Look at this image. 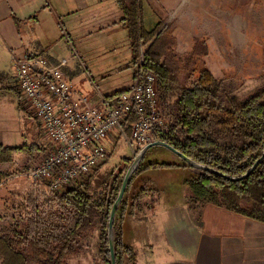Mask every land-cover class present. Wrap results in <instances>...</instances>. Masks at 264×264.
<instances>
[{
    "label": "crops",
    "instance_id": "obj_1",
    "mask_svg": "<svg viewBox=\"0 0 264 264\" xmlns=\"http://www.w3.org/2000/svg\"><path fill=\"white\" fill-rule=\"evenodd\" d=\"M177 1L179 13L185 15L189 13L186 8L192 9L184 0ZM131 4V0H0V43L3 46L0 49V145L7 148L25 147L10 157L3 158L5 156L0 154V229L4 227L3 224H14L15 230L19 232L11 236L0 232V238H11L13 245L20 240L19 234L27 231L30 219L34 222L39 220V210L35 207L41 198H46L51 192L45 183L36 187L26 170L54 148V143L37 119L35 111L22 98L14 77L13 54H42L53 64L65 58L67 63L62 66L63 73L77 88L92 94L95 99L97 89L104 94H112L119 90L103 91L89 71L93 86L90 83L89 88H85L84 81L76 84V71L68 66V57L61 56V53L64 50L63 44H66L69 46V55H78V64H83L82 57H79L72 45L73 35L82 36L86 31H93L90 30L92 27L102 31L107 21L128 29L126 19L130 13L128 16L126 14L132 8ZM165 5L169 7V1H165ZM211 7L212 3H209L208 9H203L209 21H212ZM163 18L164 23L170 21ZM194 33L195 42L202 35L210 37L212 24L200 33ZM127 34L133 47V70L135 47L129 29ZM54 39L63 40L64 43L58 46ZM132 75L133 71L120 90L129 85ZM6 81H12L11 87L18 93L17 111L13 114L7 113L10 95L5 93ZM176 165L182 172L177 187L161 185L158 179L146 177L139 183L132 182L128 193L124 217L130 216L131 219L129 239L145 247L143 256L148 263L264 264V222L212 202L201 203V199L189 188V170ZM148 184L152 185L150 189ZM121 229L124 242L125 229ZM134 250L137 264L140 249L134 247Z\"/></svg>",
    "mask_w": 264,
    "mask_h": 264
},
{
    "label": "rangeland",
    "instance_id": "obj_2",
    "mask_svg": "<svg viewBox=\"0 0 264 264\" xmlns=\"http://www.w3.org/2000/svg\"><path fill=\"white\" fill-rule=\"evenodd\" d=\"M148 1L152 3L153 10L147 6V8L139 6L135 15L134 10L130 8L126 14L128 16L130 13V15L126 20L129 30H131L132 17H136L140 27L152 30L159 21L164 20L163 17L170 19L169 22H165L158 28L150 40L142 38L148 46L147 56L150 46L156 41L155 48L161 56V63L168 70L169 77L166 81H162L158 76L160 113L164 116L167 127L170 128L168 133L172 131L180 138L185 137L186 131L180 124L181 113L178 101L183 90L193 85L204 69H209L221 86L218 100L220 108L227 107L234 98L243 102L264 88V0H184L185 4H190L192 8L191 10L186 8L189 13L185 15L178 12L177 0ZM165 1H169L172 7H167ZM209 3H212V18H210L212 21L205 17L208 14H205L203 10L208 9ZM107 22L102 31L92 27L90 30L93 31H86L82 36L73 35L72 45L75 46L79 57H82L83 64H78V55L76 56L74 53L69 55V46L63 44V40H54L58 46L59 43L63 44L64 50L61 56L68 57V66L75 69L76 80L74 82L76 84L84 81L85 88L93 86V79H90L91 77L88 75L89 71L100 88L110 92L120 90L130 78L133 71L131 70L133 47L129 41V34H127L128 29L115 23L112 24L110 21ZM210 24H212V36L202 35L196 43L194 31L200 33ZM52 42L56 43L53 40ZM136 46L137 42H135ZM2 48L0 43V49ZM12 81L10 83L6 81L4 85H7L5 93L10 95L7 113L13 114L17 111L18 93L11 87ZM206 132L221 146L242 145L249 141L246 133L236 130L227 122L222 111L210 114V124ZM103 144L109 150V156L105 162L87 176H90L93 185L91 193L95 199L100 200L105 191H113L116 193H114V204L126 173L142 146L133 151L128 141L116 128L110 130L107 138L103 140ZM151 161L182 165L189 170L188 175L191 179L205 171L190 165L164 146H154L140 161L136 168V170L139 168V171L137 173H135L136 170L134 171L135 175L133 173L134 176L132 175L129 181L131 183H128L122 200L125 198L124 200L127 201L132 182L139 183L142 178L158 179L161 185L168 184L172 188L179 185L182 172L179 171L178 166L147 168L148 162L151 163ZM144 187H146L145 184ZM147 187L150 189L152 185L148 184ZM205 201L209 202L207 200L200 202ZM121 202L117 208L118 213L121 210V204H123ZM56 203L53 193L50 192L49 196L41 198L35 209H38L39 213L44 212L45 214L42 213V215L46 217L45 221H47V215L57 209ZM40 208L44 210H40ZM111 210L112 208L109 216L105 217L106 214L96 206L97 215L92 229L73 242L74 250L67 256L66 264H105L101 257L100 245L105 231L108 236ZM104 211L107 213V208H104ZM124 216L115 215L114 230L117 226V230L122 233L121 228L123 227L126 234L124 243L140 249V260L137 264H149L143 256L145 247L141 243H136L135 240L133 243L129 239L128 228L131 219L130 216L126 218ZM3 225L0 232L9 233L10 236L19 233L15 230L14 224ZM30 239H27L28 243L32 241ZM29 246L26 250V264H42L45 261L44 258L33 252L32 245ZM125 264L134 263L126 259Z\"/></svg>",
    "mask_w": 264,
    "mask_h": 264
},
{
    "label": "trees",
    "instance_id": "obj_3",
    "mask_svg": "<svg viewBox=\"0 0 264 264\" xmlns=\"http://www.w3.org/2000/svg\"><path fill=\"white\" fill-rule=\"evenodd\" d=\"M131 3L135 15L139 6H147L153 10L148 0H131ZM132 19L130 32L134 47L139 38L150 40L164 23V20H161L157 26L150 30L140 27L136 17H132ZM155 43L156 41L148 50L147 65L155 70L162 81H166L169 77L168 70L161 63V56L157 53ZM220 87L212 72L209 69H204L197 81L183 90L178 101L181 113L180 124L186 131L185 137L180 138L170 131L161 134L160 138L190 158L216 168L224 174L239 176L248 172L264 150V88L243 102L234 98L227 107L220 108L218 105ZM220 111L224 113L227 122L233 128L247 134L248 142L242 145L221 146L209 137L206 129L210 124V114L213 115ZM133 121V117L128 118L127 134L131 133L130 124ZM24 148H7L0 145V154L5 156L3 158L10 157L12 153ZM172 165L176 164L156 161L149 163L148 167L160 168ZM138 171L139 168L135 173ZM89 175H81L72 184L66 185L60 190L51 191L57 202V209L47 215V221H45L46 217L42 215L43 212L39 213L38 221L34 222L30 219L27 231L19 234L21 237L17 244L13 245L11 238H0L2 264H26V250L27 247H30L29 245H32L33 252L44 258L45 261L42 264H66L67 256L74 250L73 242L92 229L97 215L96 206L106 214L105 217L109 216L113 206L115 192L105 191L100 200L95 199L91 193L93 185ZM195 176L188 181V184L197 198L264 222V159L257 164L252 172L240 179H229L207 170ZM124 199L121 202L123 203L121 210L116 213L122 217L126 209ZM104 208H107V213ZM115 230L117 264H125L126 259L135 264L134 248L122 241V235L117 230V226H115ZM27 239L32 241L28 243ZM15 245L21 249L16 248ZM100 253L105 264H112L106 231L101 238Z\"/></svg>",
    "mask_w": 264,
    "mask_h": 264
},
{
    "label": "built area",
    "instance_id": "obj_4",
    "mask_svg": "<svg viewBox=\"0 0 264 264\" xmlns=\"http://www.w3.org/2000/svg\"><path fill=\"white\" fill-rule=\"evenodd\" d=\"M146 46L142 38L137 40L129 85L108 95L97 89L96 99L66 78L65 58L53 64L42 54H13L20 93L54 143L52 151L26 170L36 187L47 183L56 191L90 174L109 156L102 141L111 129L116 128L134 151L170 130L160 113L158 75L147 65ZM129 117L134 121L127 134Z\"/></svg>",
    "mask_w": 264,
    "mask_h": 264
},
{
    "label": "water",
    "instance_id": "obj_5",
    "mask_svg": "<svg viewBox=\"0 0 264 264\" xmlns=\"http://www.w3.org/2000/svg\"><path fill=\"white\" fill-rule=\"evenodd\" d=\"M156 145H161L164 146L168 149H170L171 151H173L174 153H176L178 156H180L182 159H184L187 163H189L190 165L197 167L199 169H203V170H207V171H211V172H215L218 173L226 178L229 179H240L243 178L245 176H247L250 172L253 171V169L257 166V164L264 159V150L261 154V156L253 163L252 167L248 170V172H246L243 175H239V176H230L227 174H224L222 172H220L218 169L216 168H212L209 167L193 158L188 157L186 154H184L182 151H180L179 149H177L176 147H174L173 145H171L170 143L162 140V139H158L155 140L153 142H150L144 146H142V148L140 149V151L137 153L133 163L131 164V166L129 167L126 176L124 178V181L122 183V186L120 188V191L118 193V196L115 200V203L113 204L112 210H111V214H110V222H109V227H108V239H109V244H110V251H111V263L112 264H117V260H116V253H115V230H114V220H115V215H116V211L118 208V205L120 204V202L122 201L123 195L125 193L126 187L134 173V171L136 170L137 166L139 165L140 161L142 160V158L144 157L145 153L147 152L148 149H150L153 146Z\"/></svg>",
    "mask_w": 264,
    "mask_h": 264
}]
</instances>
